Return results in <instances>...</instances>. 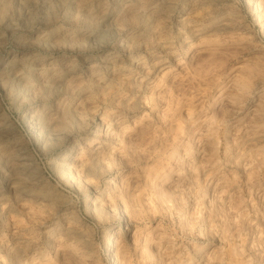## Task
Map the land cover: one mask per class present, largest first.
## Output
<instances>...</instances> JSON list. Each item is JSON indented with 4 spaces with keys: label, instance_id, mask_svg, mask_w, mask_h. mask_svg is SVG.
<instances>
[{
    "label": "clouds",
    "instance_id": "obj_1",
    "mask_svg": "<svg viewBox=\"0 0 264 264\" xmlns=\"http://www.w3.org/2000/svg\"><path fill=\"white\" fill-rule=\"evenodd\" d=\"M0 264H264V0H0Z\"/></svg>",
    "mask_w": 264,
    "mask_h": 264
}]
</instances>
